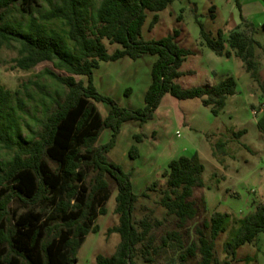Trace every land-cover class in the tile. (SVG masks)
Here are the masks:
<instances>
[{
    "label": "trees",
    "instance_id": "1",
    "mask_svg": "<svg viewBox=\"0 0 264 264\" xmlns=\"http://www.w3.org/2000/svg\"><path fill=\"white\" fill-rule=\"evenodd\" d=\"M95 1L58 0L41 15L46 21L63 22L67 27L65 35L56 28L44 26L34 17L26 28L6 20L15 2H20L24 12L32 13L39 0H0V49L12 42L19 43L16 66L28 70L50 61L72 74L61 79L69 87L65 100L46 116L43 129L31 138L18 136L12 140L9 128L3 126V121H9L11 116L12 92L0 85V144L15 150L7 163L0 161V264H77L79 248L89 233L99 230L95 221L106 212L105 207L99 205L109 199L108 176L117 182L115 212L120 220L108 232L119 233L121 240L112 256L99 254L95 264H137L140 243L145 245L141 250L145 263L152 264V249L157 250L153 246L155 239L151 224L146 219L137 221L135 218L139 195L133 190L131 174L108 156L120 128L126 121L147 123L152 120L163 96L168 93L184 100L201 98L203 104L218 115L224 110L227 97L237 91L233 76L209 88H184L176 81L184 74L181 67L186 57L194 54L178 43L179 29L159 39L142 37L148 11L155 12L150 23L153 28L159 20L158 12L174 0H98L97 25L91 35L89 12ZM235 3L244 21L240 1L235 0ZM200 25L205 46L218 55L229 57L232 52L226 51L228 43L251 77L258 78L256 47L260 43L257 40L243 33L240 25L230 31L227 38L223 29L212 36L202 23ZM105 38L110 44L118 43L122 47L110 53ZM68 39L73 42L75 52L71 51ZM145 53L157 55L151 71L152 82L145 93V106L127 108L97 90L94 69L99 67L100 61H116L124 56L137 59ZM73 75L87 76L88 81L77 80ZM92 100L108 102L112 106L109 114L103 117ZM258 125L264 134V113ZM104 127L112 130L111 140L97 145ZM137 138L140 140L141 136ZM130 153L135 157L137 149L132 147ZM48 159L56 166L53 167ZM86 166L95 174L91 186L87 182ZM204 170L205 165L196 155H181L173 159L164 172L167 186L162 205L178 217L181 227L197 214L190 198L195 187L205 185ZM15 195L30 206L27 211L11 213L9 205ZM96 195H99L97 202ZM229 221L226 213L212 214L205 223L209 235L198 227V241L191 243L181 255V261L199 252L201 259L197 264H219L215 242L226 231ZM261 233H264V201L241 220L224 243V250L236 258L238 250ZM172 239L181 241V235L177 231L169 232L163 245H168ZM222 264H230V261Z\"/></svg>",
    "mask_w": 264,
    "mask_h": 264
},
{
    "label": "rangeland",
    "instance_id": "2",
    "mask_svg": "<svg viewBox=\"0 0 264 264\" xmlns=\"http://www.w3.org/2000/svg\"><path fill=\"white\" fill-rule=\"evenodd\" d=\"M239 1L245 19L252 22L241 21L239 29L260 43L256 47L258 78L250 77L240 57L220 56L205 46L202 40L200 23L207 32L216 36L219 29L225 32L227 22L233 25L241 17L235 0H174L158 12L159 20L153 28L150 23L155 12L148 11L143 26L142 37L148 40L159 39L176 29L181 31L178 43L194 51L183 62L181 69L184 74L176 79L184 88H209L227 75H232L237 81V91L228 96L224 111L218 115L213 114L211 107L205 106L201 98L184 100L169 93L164 95L152 120L147 123L137 120L123 123L116 143L108 153L113 162L131 174L133 190L139 195L134 211L136 220L146 219L151 224V234L155 239L153 246L157 249H152V264H197L201 259L199 252L184 262L181 255L187 252L192 242L198 241V227L209 235L205 223L217 212L230 217L226 231L215 242L218 263L229 260L230 264H264V233L253 242L244 244L236 258L228 255L223 246L241 220L264 201V136L258 125V119L264 113V0ZM57 2L39 0L32 13L24 12L20 2H15L6 20L26 28L34 17L44 26L56 28L66 35L67 27L63 22L41 18ZM98 4L96 0L89 12L91 35L97 25L95 12ZM104 42L110 53L122 47L118 43L110 44L106 38ZM69 44L71 51L75 52L71 40ZM19 48V43L12 42L0 49V85L12 92L11 116L9 121H3V126L9 128L12 140L18 136H37L43 129L46 116L65 100L69 91L68 85L61 79L72 75L50 61L28 70L17 67L15 59L20 55ZM156 60L157 55L145 53L137 59L124 56L116 61H100L99 67L94 69L97 90L109 95L121 106L131 109L145 106V93L152 82L151 71ZM73 76L77 80L88 81L87 76ZM92 102L103 117L112 108L106 101ZM138 136H141L140 140ZM111 137L112 130L104 127L97 145L109 142ZM132 147L137 149L135 157L130 153ZM14 152V149L0 144V161L7 163ZM181 155H196L205 165L202 175L205 185L195 187L190 198L195 203L197 214L182 227L178 224V217L162 205L163 191L167 186L164 172L170 162ZM48 160L53 167L56 166L54 161ZM86 170L87 182L91 186L95 174L89 166ZM108 180L109 199L99 205L105 207L106 212L95 221L99 230L89 233L79 248L77 264H95L99 254L112 256L121 240L119 233L108 232L120 221L115 212L117 182L110 176ZM98 198L99 195H96L95 202ZM9 207L11 213H22L30 206L15 195ZM138 227L141 229L140 225ZM171 231H177L181 241L172 239L164 246V237ZM144 246L143 243L138 245L137 264H146L141 252Z\"/></svg>",
    "mask_w": 264,
    "mask_h": 264
},
{
    "label": "crops",
    "instance_id": "3",
    "mask_svg": "<svg viewBox=\"0 0 264 264\" xmlns=\"http://www.w3.org/2000/svg\"><path fill=\"white\" fill-rule=\"evenodd\" d=\"M240 13H241V11H240ZM243 14V13H242ZM241 16V15H240ZM244 16V15H243ZM242 17V16H241ZM241 17H239V19L238 20H236L235 22H234V24L232 25V24H229L228 22L226 23V28H225V38H227L228 36H229V34H230V31H232L233 29H235L238 25H240V23H241V21H242V18ZM243 19L246 21V22H250V21H248V20H246L245 19V16L243 17ZM250 23H252V22H250ZM254 24V23H253ZM256 25V24H255ZM231 51L232 52V55H230L229 57H227V56H225V55H223V56H225L226 58H231V57H235L236 56V53H235V50H233L232 48H230V46H229V44L228 43H226V51ZM220 56H222V55H220ZM244 63V62H243ZM245 66V65H244ZM215 72V71H214ZM249 73V75L251 74L250 72H248ZM215 74H216V72H215ZM228 76H232V75H227V76H225V78L226 77H228ZM250 77H251V75H250ZM224 78V79H225ZM253 79V78H252ZM227 101H228V97H227ZM227 101H226V105H227ZM226 107V106H225ZM225 109V108H224ZM224 111V110H223ZM220 112H222V111H220ZM260 133L261 134H263L261 131H260ZM263 136H264V134H263Z\"/></svg>",
    "mask_w": 264,
    "mask_h": 264
}]
</instances>
